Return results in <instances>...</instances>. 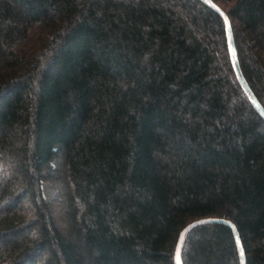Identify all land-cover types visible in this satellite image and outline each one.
Instances as JSON below:
<instances>
[{"label":"trees","instance_id":"16d2710c","mask_svg":"<svg viewBox=\"0 0 264 264\" xmlns=\"http://www.w3.org/2000/svg\"><path fill=\"white\" fill-rule=\"evenodd\" d=\"M213 1L264 108V0ZM208 217L264 264V118L222 16L203 0H0V264H176ZM182 259L241 264L233 228L196 225Z\"/></svg>","mask_w":264,"mask_h":264},{"label":"water","instance_id":"95a60500","mask_svg":"<svg viewBox=\"0 0 264 264\" xmlns=\"http://www.w3.org/2000/svg\"><path fill=\"white\" fill-rule=\"evenodd\" d=\"M203 1L208 6H210L214 10H216L224 19L225 26H226L228 50H229L231 63H232L234 72L236 74L237 80L240 83V85L243 88L246 95L248 96L251 103L254 105L256 110L264 118V108L261 105V103L259 102V100L257 99V97L255 96L254 92L252 91L249 83L247 82V80H246V78L242 72L240 62H239V58H238L236 45H235V39H234V34H233V29H232L230 18L228 17L226 12L219 5H217L213 0H203ZM205 222H224V223L230 225L233 228L234 233H235L238 251H239V255H240V262H241V264H247L245 249H244L242 239H241L240 233H239L236 225L229 220L217 218V217H208V218H202V219L196 220V221L190 223L189 225H187L181 231V233L179 235L178 242H177L176 251H175L176 264H184L183 259H182V250H183V246H184V242H185V238H186L187 233L192 228H194L196 225L201 224V223H205ZM241 253H243V254H241Z\"/></svg>","mask_w":264,"mask_h":264},{"label":"rangeland","instance_id":"374dc122","mask_svg":"<svg viewBox=\"0 0 264 264\" xmlns=\"http://www.w3.org/2000/svg\"><path fill=\"white\" fill-rule=\"evenodd\" d=\"M44 195L47 198H54L57 195V190L52 186V184L48 181H44L42 184Z\"/></svg>","mask_w":264,"mask_h":264},{"label":"snow or ice","instance_id":"6c2138e0","mask_svg":"<svg viewBox=\"0 0 264 264\" xmlns=\"http://www.w3.org/2000/svg\"><path fill=\"white\" fill-rule=\"evenodd\" d=\"M241 254H243V253H241Z\"/></svg>","mask_w":264,"mask_h":264}]
</instances>
